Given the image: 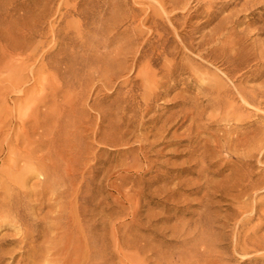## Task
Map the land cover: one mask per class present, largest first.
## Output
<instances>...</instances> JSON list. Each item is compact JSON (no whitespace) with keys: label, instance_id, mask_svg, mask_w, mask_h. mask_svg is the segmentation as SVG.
<instances>
[{"label":"rangeland","instance_id":"obj_1","mask_svg":"<svg viewBox=\"0 0 264 264\" xmlns=\"http://www.w3.org/2000/svg\"><path fill=\"white\" fill-rule=\"evenodd\" d=\"M46 124L77 180L70 264H264V0H0V181Z\"/></svg>","mask_w":264,"mask_h":264},{"label":"bare ground","instance_id":"obj_2","mask_svg":"<svg viewBox=\"0 0 264 264\" xmlns=\"http://www.w3.org/2000/svg\"><path fill=\"white\" fill-rule=\"evenodd\" d=\"M85 9L87 10V12L84 11L85 13H88V12L90 13L89 10L91 9V6L90 7L87 6L85 7ZM81 10L82 9L77 4L74 12L83 13V10L82 11ZM120 13L121 12L118 13L117 11L116 15L118 16ZM67 14L70 15V10L67 12ZM124 17L127 18V16H124ZM150 21L152 22L151 30L160 32V29H162V27L156 21V19L151 15V13L147 12L145 19L140 22L141 23L143 22L145 24ZM141 32H143V30H141ZM68 34L69 32H65L66 36ZM164 38L165 37H163V34L159 33V42L162 43L163 50H165L166 43H167L166 39ZM143 59L147 60V57ZM236 59L237 58L235 56L234 58L232 56L227 57V62L229 64L230 63L232 64V68H230L228 70L229 72L226 73L227 75H229V73L233 75L236 74L235 71L237 70V68L241 67L243 62L242 61L237 62ZM148 66L149 65L147 63V67ZM146 69L148 70V68ZM235 87H236L238 94L241 96V98L245 102L249 103V101L258 100L256 99L258 96L257 95L258 93L256 94L257 96L255 95L256 97L255 98L253 96L254 94L251 95V91L249 92V90L245 89L244 87H241V86H235ZM54 98H56L55 95L53 99ZM47 102H48V99L46 103ZM54 103L55 102L51 104L54 105ZM258 103L260 104V102ZM49 105L48 107H51ZM59 105L60 104H58V106ZM53 108L51 107V109ZM56 109L59 111L62 109V107L60 109L55 108V110H52V112L56 111L57 113L56 112L55 113L58 114V116L61 115L62 112H64L61 116L63 115L66 116L65 114L68 111L67 109H66L67 110L66 113H65V110L64 111L61 110L62 112L58 113ZM46 112H47L46 110L45 112H43L45 113L44 115L47 114ZM69 112L70 114H72L71 110ZM40 113L42 114V112H39L38 115ZM48 114L51 115L50 112ZM48 114L47 116H49ZM56 116L57 115H55L54 118ZM43 118H44L43 119L44 122L42 123L44 124L46 122L49 123V120L47 121L46 116L45 117L43 116ZM54 118H53V123L55 120ZM59 118L62 119L61 117ZM62 120H59V122L60 121L64 122ZM50 121L52 122V119ZM51 122H50V125L52 124ZM46 125H47L46 127H44L45 125H43L44 128L35 127L36 125L34 126L35 130L36 128L42 129L41 132L43 134L42 133L41 134H42L43 140L40 143V145L37 146L32 152H30L27 155L21 156V158L19 159L20 162L22 161L21 165H19V161L17 160V158L14 157V153L17 150V148L13 146L9 148L10 154H12V159L10 160L8 165H4L1 171L2 179L0 181V264H13V261L16 259V256L21 253L23 257L21 258L25 261L24 264H70V238L72 236L70 235V230L72 229V228L70 229V219H72V217L70 216L74 215V214L70 215V207L72 206L71 204L72 200L70 201V196H71L70 195V188H71L70 184L74 186L73 183L76 179L75 177L73 179L72 173L70 172L72 171L70 169V157H67V156H70V153H68L69 154L68 155L64 151L65 145L64 147L61 146L63 144V142H61L63 141V132L62 134L61 133L59 134L60 132L59 131L58 134L56 135L53 128L51 126L48 127L49 124H46ZM26 132H27V128L23 125V129L21 131L22 135H25ZM38 151H41L42 153L40 155H36ZM26 172H28L29 174L25 177H21L22 174ZM70 173H71V179H73V183H70V181H72L70 180ZM33 176H39L40 180H38L33 187L27 188L26 183H28V179H30ZM77 183H75L76 187H78ZM76 192L77 191H75L74 193ZM33 193L36 195L34 197L35 199H31V195ZM46 209L48 210L46 211ZM5 229H8L10 232L5 231V233H1V231ZM8 258L10 259L9 261H7ZM16 261H18V259H16ZM17 264H22V263L17 262Z\"/></svg>","mask_w":264,"mask_h":264}]
</instances>
